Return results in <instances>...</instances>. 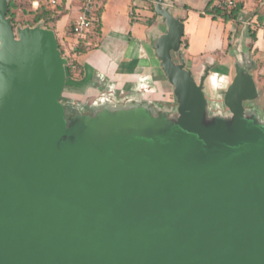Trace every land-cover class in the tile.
<instances>
[{"label": "water", "instance_id": "obj_1", "mask_svg": "<svg viewBox=\"0 0 264 264\" xmlns=\"http://www.w3.org/2000/svg\"><path fill=\"white\" fill-rule=\"evenodd\" d=\"M153 2L169 114L140 77L127 90L87 76L74 98L55 31L15 29L0 0V264H264V105L246 25L227 115L209 119L208 72L196 80L182 19Z\"/></svg>", "mask_w": 264, "mask_h": 264}, {"label": "rangeland", "instance_id": "obj_2", "mask_svg": "<svg viewBox=\"0 0 264 264\" xmlns=\"http://www.w3.org/2000/svg\"><path fill=\"white\" fill-rule=\"evenodd\" d=\"M134 0H98L97 5L94 9L93 20L94 23L101 24V28L99 31H95L93 36L87 39H81L78 43L76 37H74L71 33V24L69 21V16H73L77 13L78 3L77 1H72L71 6H59L55 9L52 17L53 20L46 24L45 22H41L44 26H51L55 30V33L58 37V40L61 43V50L63 51V55L68 58L70 64H72L73 74L67 76L66 79V89L71 88L72 92L75 96L74 98L83 99V95L80 96V91L83 89L82 77L85 78L88 76V69L86 64L83 62L80 64L76 55L78 52H75V49L82 48L84 50H89L93 47H100L101 50L105 51L110 55L120 54L123 49L126 48H134L138 52H142V44H136V41H129V34H134V28L132 19L137 16L139 17L140 9L133 4ZM177 6L179 8H183L184 10H188L192 21L197 24L198 20L194 19V14H197L200 18H202L200 23V28L204 29V32L201 36L197 37L196 45L191 49L189 54H185L186 62L188 59H193L197 52L202 51L203 47L206 45V32L208 31L209 36V46L207 49V53L203 60H213L212 53H210V46L214 44H223L226 42L227 37L229 35L230 24H226L222 17L213 18L212 15L206 13V8L208 7L211 0H175ZM19 4L17 8L14 9V15L16 18L17 26H23L24 21H33V17L35 12L31 9H34L30 0H18ZM66 9V10H65ZM130 11L132 13H130ZM170 11L174 16L177 17L179 12L176 7H171ZM134 12V15H133ZM60 17L58 20L56 18ZM54 23H56V27H54ZM161 27V28H160ZM65 28V29H64ZM157 28L164 29V25L160 24V20L157 23H154L150 30L151 39L154 41L155 34L158 33ZM52 29V28H51ZM64 30V33L60 34ZM147 31V30H146ZM149 34L148 32H146ZM206 35V36H205ZM84 40V43L82 41ZM187 40L182 38L183 47H185ZM138 43V42H137ZM140 43V42H139ZM146 46V43L144 44ZM217 56L220 55L218 50L215 51ZM142 55L144 52L141 53ZM216 56V58H217ZM81 58H83L81 56ZM80 58V59H81ZM81 65L83 69V73H81V69L78 68V64ZM210 63V62H209ZM209 69L206 68L204 64H197L194 68H191L193 74L197 81H199L200 77L205 75L208 72V76L205 79L204 92L206 98L208 99V109H207V117L209 119L213 118L217 115L225 116L227 115V109L222 102L221 91L222 88L226 87L233 75L234 68L230 70L229 75L225 74L222 69H214L213 63L209 64ZM138 72H136L126 84L127 90L131 87L138 86ZM157 78H154L153 83H157L156 86L161 90L160 94L152 99V105L155 108L163 110V112L169 114L171 111L176 110V102L173 93L171 92V84L164 78V74L162 69L155 70ZM92 76V75H91ZM138 76V77H137ZM92 78V77H90ZM152 82V81H151ZM150 85L147 83L144 84L145 88H152V83ZM101 82L97 79L94 80L93 84L98 86ZM154 87V86H153ZM64 100V98H61Z\"/></svg>", "mask_w": 264, "mask_h": 264}, {"label": "crops", "instance_id": "obj_3", "mask_svg": "<svg viewBox=\"0 0 264 264\" xmlns=\"http://www.w3.org/2000/svg\"><path fill=\"white\" fill-rule=\"evenodd\" d=\"M168 1L171 4V7L177 8L179 12L177 17H180L184 23V35L182 38L187 40L184 47V52L185 54H189L194 45H196L197 37L201 36L204 32V29H202V27L200 28L202 18H200L197 14H194V19L198 20V23L195 24L192 21L188 10L179 8L175 0ZM235 1L237 3L241 2L242 9L238 14L237 20L225 22L226 24H230L229 35L226 42L220 45L214 44L213 46L211 45L209 47V52L212 53L211 56H213L214 59L210 61L203 60L209 46V34L207 31V36L205 35L206 45L203 47L202 51L200 50V52H197L193 58L196 60H192V58L188 59L187 65L190 68H194L197 64H204L206 68L209 69L210 66L208 63L210 62L209 64L213 63V68L215 70L221 68L225 74L229 75L230 70L234 68L235 60L234 57L229 54L230 48L238 38L241 29L244 27V25H246V41L250 39L252 42L251 53L257 65L256 69L253 71V75L257 87L261 91V102L264 105V0ZM216 2L217 0H214L213 4ZM133 4L140 9V14L139 17L135 16L132 19V26L133 28L135 27V33L129 34V41H136L137 45L142 44V52H144L143 55L141 54L142 52H138L133 47L130 49H123L119 55H110L101 50L100 47L96 46L87 50L85 53L76 55L80 64L82 62L86 64L88 69V77H92L93 80L98 79L101 82L102 87H126V84H128V81L132 77L134 78L133 75L136 72H138L137 74L141 79H147L151 81L158 77L155 73V70L161 69L160 61L155 55L153 40L151 39L149 30L154 23L159 21V17L155 12L154 2L153 0H134ZM61 6H63V8H66V6L70 7L71 2L66 1ZM130 13L132 12L130 11ZM77 14L78 9L75 15L69 16L68 22L74 21ZM54 27H56V23H54ZM251 29L255 31V38L252 37ZM157 31L158 33L155 34V38H157L162 33L160 28H157ZM62 33H64V30H62L60 34ZM145 43L146 46H144ZM217 50L220 54L218 56L217 53L215 54V51ZM81 56L83 58H81ZM84 76L82 77V80L85 79Z\"/></svg>", "mask_w": 264, "mask_h": 264}, {"label": "trees", "instance_id": "obj_4", "mask_svg": "<svg viewBox=\"0 0 264 264\" xmlns=\"http://www.w3.org/2000/svg\"><path fill=\"white\" fill-rule=\"evenodd\" d=\"M31 1L32 0H30V2ZM213 1L214 0H211L208 7L206 8V11H205L206 13L211 14L214 19L217 17H222L224 19V21H226V22L230 21V20H237L238 14L242 9L241 2L236 3V5L234 7H232V9H230V10H224V9L219 8L217 5H214ZM18 5H20L18 0H10L8 17L11 18L15 29L17 27H22V26H17L16 18L14 15V9L17 8ZM55 9L56 8H51L49 6H46L43 3H40L38 7L31 9L35 12V15L33 17V21L32 22L31 21H24V22H22L23 26H34L35 24L41 23V22H45L46 24H48L49 22H51L53 20L52 15H53ZM59 18L60 17L56 18V20H58ZM154 18H155V14H154ZM73 23H74V21H72L71 30H72ZM46 27L53 29V27H51V26H46ZM100 28H101L100 22L96 23L94 25V29L91 32V34L89 35V37L91 38L93 36V33L95 31H99ZM251 34H252V37L255 38V31L253 29H251ZM82 43H84V40L82 41ZM86 43H84V44H86ZM59 45L61 48L60 41H59ZM75 52H78V54H82V53L87 52V50H84V49L79 47V48L75 49ZM62 54H63V51H62ZM77 62L78 61H76V64H78ZM78 68H80L81 73H83V69H82L80 64H78ZM67 71H68L69 75L73 74L72 64H70V63L68 64Z\"/></svg>", "mask_w": 264, "mask_h": 264}, {"label": "built area", "instance_id": "obj_5", "mask_svg": "<svg viewBox=\"0 0 264 264\" xmlns=\"http://www.w3.org/2000/svg\"><path fill=\"white\" fill-rule=\"evenodd\" d=\"M73 0H32L31 4L34 8L38 7L40 3L45 4L51 8H57L64 2ZM78 3V14L74 20L71 33L76 37L77 43L81 39L87 38L94 29V9L98 0H75ZM235 0H217L214 5L224 10H230L236 5Z\"/></svg>", "mask_w": 264, "mask_h": 264}]
</instances>
